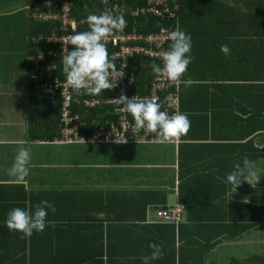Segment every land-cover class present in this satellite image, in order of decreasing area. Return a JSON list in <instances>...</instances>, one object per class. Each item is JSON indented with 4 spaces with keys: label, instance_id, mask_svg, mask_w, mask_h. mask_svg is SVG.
<instances>
[{
    "label": "crops",
    "instance_id": "obj_1",
    "mask_svg": "<svg viewBox=\"0 0 264 264\" xmlns=\"http://www.w3.org/2000/svg\"><path fill=\"white\" fill-rule=\"evenodd\" d=\"M30 14L29 0H0V264H143L149 245L158 244L154 228L167 224L159 212L177 204L185 208L176 234L185 261L263 255L264 223L251 221L246 205L264 208V0L185 4L181 30L192 38L193 59L182 81L193 84L180 85L190 129L178 144L54 141L60 132L50 137L41 124L51 106L41 105L40 127L30 118L29 85L43 74L30 62ZM21 146L31 159L17 184L8 170ZM245 159L256 187L244 182L235 190L227 174ZM43 200L56 211L47 210L42 233L22 239L7 228L9 211L34 210ZM159 262L174 259L169 252L150 264Z\"/></svg>",
    "mask_w": 264,
    "mask_h": 264
},
{
    "label": "clouds",
    "instance_id": "obj_2",
    "mask_svg": "<svg viewBox=\"0 0 264 264\" xmlns=\"http://www.w3.org/2000/svg\"><path fill=\"white\" fill-rule=\"evenodd\" d=\"M84 23L88 25V31L77 32L61 41L65 84L76 96H99L105 90L114 89L118 79L124 75L122 69L116 68L114 58L109 56L106 45L110 37L123 31L126 21L123 13L105 12L99 15L89 14ZM166 38L170 42L169 48L160 53L162 64H151L152 72L157 81L167 82L169 85H179L183 82L186 88L190 87L193 81L191 79L182 81V77L193 59L190 55L192 38L180 30L179 26L168 32ZM68 45L72 46V50H69ZM220 51L227 56L231 50L227 44H222ZM114 100L117 105H123L122 111L131 114L135 122L134 133L143 130L146 135L155 134L159 143L177 141L190 129L187 114L169 115L167 111L161 110V103L155 99L136 96L128 98L121 95ZM30 159L29 149L21 146L8 170V175L15 178L17 184L24 183L29 175ZM227 181L235 190L244 182L255 188L257 174L245 159L243 165L240 163L234 165L233 170L227 174ZM48 209L56 211L54 204L47 200L37 204L34 210L31 207L13 208L7 213L5 224L10 231L21 233L22 239L31 238L34 232L42 233L49 226L46 220ZM149 248L152 250L150 254L141 257L143 264H150V261L162 258L161 245L152 243Z\"/></svg>",
    "mask_w": 264,
    "mask_h": 264
},
{
    "label": "built area",
    "instance_id": "obj_3",
    "mask_svg": "<svg viewBox=\"0 0 264 264\" xmlns=\"http://www.w3.org/2000/svg\"><path fill=\"white\" fill-rule=\"evenodd\" d=\"M102 6V13L115 12L121 7L124 0H96ZM117 2H120L118 4ZM146 8L135 9L131 15L139 16L149 14L154 17H165L166 19H175L177 16V0H146ZM48 6L52 10L45 11ZM54 8H56L54 10ZM73 0H50L35 5L31 16L37 22H56L58 28L52 30L50 35L45 38L43 35L33 37L34 43L47 41L48 44H55V49H48L47 53L39 50L36 55L30 57V62L37 68H41L43 74L42 81L38 83L36 89L58 91L60 95V135L54 139L61 143L75 142H124L134 141L139 143H159L155 134H145L143 130L138 133L133 132L134 120L131 114L122 111L123 105L115 103L116 98L126 95L128 98L134 96L139 98L149 97L161 103L162 111H167L169 115L180 113V85H169L167 82L157 81L155 76L150 80L146 87V93L129 94V88L133 85L135 71L129 61L135 58L157 60L162 64L159 56L165 51V46L170 42L167 40V33L175 30L172 26L162 27L157 33L147 35L140 34L135 30L130 32H117L110 37L107 45L114 47L111 55L114 58L116 68L123 70L124 75L118 79L117 86L112 89V96H92L78 98L70 88L65 84V75L63 73L62 56L63 45L61 41L66 40L77 32L87 31L83 27L88 25L84 21H77L72 15ZM101 13V14H102ZM58 32H60L58 34ZM71 48V45H68ZM47 58L52 60L51 64H45ZM59 61V62H58ZM60 71L64 77L58 76ZM62 71V72H61ZM38 79L37 75L32 77ZM82 102L86 107H95L96 105L109 104L112 106L113 120L107 121L108 125H94L91 134H81L77 124L78 115L72 113L73 103ZM180 140L171 142L178 144ZM185 208L179 204L159 212L161 222L178 225L183 219Z\"/></svg>",
    "mask_w": 264,
    "mask_h": 264
},
{
    "label": "trees",
    "instance_id": "obj_4",
    "mask_svg": "<svg viewBox=\"0 0 264 264\" xmlns=\"http://www.w3.org/2000/svg\"><path fill=\"white\" fill-rule=\"evenodd\" d=\"M50 0H29L31 9L35 8L36 4L43 3V2H49ZM195 2V0H177V5L179 10H177V16L175 19H166L165 17H154L150 16L149 14L139 15V16H132L131 13L135 9L139 8H146L147 3L146 0H124V2L121 3L120 9L111 12L113 14H119L123 13L124 19L126 21V28L124 31L130 32L131 30H135L136 32L140 34H150V33H157L162 27H168L172 26L174 28H177L179 26L180 30L182 29L183 24V11L184 6L186 3ZM120 4V2H117ZM56 8H54L55 10ZM45 11L52 10V8H49L48 6L44 7ZM103 10V6L96 0H73V9H72V15L77 21H85L87 16L89 14H101ZM31 11V10H30ZM34 11V10H33ZM32 11V12H33ZM31 16V14H30ZM58 28V24L56 22H37L34 20V18L31 16L29 20V35L31 37H37L39 35H43L45 38H47L51 31L54 29L56 30ZM84 30H89V28L84 25ZM60 32H58L59 34ZM263 40L259 39L258 43H260L262 46H264V38ZM30 46V55H36V51L42 50L44 53H47L48 49H55L56 45L54 44H48L47 41H42L40 43L32 44ZM109 56L111 57L114 47L111 45H106ZM169 45L165 46V51L168 50ZM69 50H72V46ZM59 62V61H58ZM130 64L133 66V69L135 71V78L133 85L129 88V94H134L137 92L140 93H146V87L148 86V83L150 80L154 77V74L151 69V64H161L157 60H149V59H142V58H135L132 61H129ZM45 64H51L52 60L47 58ZM115 63V62H114ZM30 72L31 74L34 73L33 66H30ZM62 72V71H61ZM56 74L58 76L64 77L60 71H57ZM29 88L34 95L33 102L35 105V108L31 110V120L34 121V123L37 126H49L53 130L52 135L50 137H53L54 135H58L60 132V95L58 91L54 90H42V89H36V85L40 82L39 80H31ZM113 90H105L102 92L99 96H112ZM78 98L82 97H92V96H86L81 95L77 96ZM42 102V103H41ZM41 105L45 106H51L52 111H46V113H49V116L46 115V118L44 120V123H39V120L37 119V116L41 114L40 107ZM72 113L78 115V120L75 121L79 125V131L81 134H91L94 125H108L107 121L113 120V114H112V106L109 104H102V105H96L95 107H86L82 102L79 103H73L72 105ZM181 113V111H180ZM34 119V120H33ZM179 203H181L179 201ZM188 207V206H187ZM247 208L250 210V216L251 221L256 223H264V208L260 209L256 206L246 205ZM170 207L164 208L169 209ZM238 208L240 207V204L238 203ZM261 210V211H260ZM239 212V211H238ZM262 212V213H261ZM261 214V215H260ZM166 224V223H165ZM182 229V224L179 223L178 225L175 224H166V225H160L154 228L156 234V240L158 241V245L162 246V257H166L167 253L170 252V255L174 259V264H176V258H178L179 264H205L202 262H195L192 261H185L183 258V251L181 246L176 247V234L178 233V239L179 233ZM244 231V230H243ZM143 229L140 228V234H142ZM242 233L241 231H238V235ZM170 238H165L167 236H170ZM217 241V240H216ZM215 243V242H214ZM213 245V244H212ZM111 253V248L108 247V253L107 256L109 257ZM133 257V256H132ZM134 258V257H133ZM126 259V256L125 258ZM127 260V259H126ZM122 262L121 264H130V261ZM160 264V262H159ZM228 264H264V254L261 256H252L245 261H238L234 260Z\"/></svg>",
    "mask_w": 264,
    "mask_h": 264
},
{
    "label": "rangeland",
    "instance_id": "obj_5",
    "mask_svg": "<svg viewBox=\"0 0 264 264\" xmlns=\"http://www.w3.org/2000/svg\"><path fill=\"white\" fill-rule=\"evenodd\" d=\"M23 28H21V27H18L17 28V30H18V32H20V35H22V33H23V30H22ZM22 30V31H21Z\"/></svg>",
    "mask_w": 264,
    "mask_h": 264
}]
</instances>
